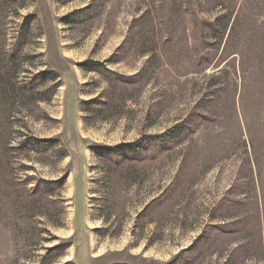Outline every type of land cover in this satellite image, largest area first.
<instances>
[{
  "label": "rangeland",
  "instance_id": "rangeland-1",
  "mask_svg": "<svg viewBox=\"0 0 264 264\" xmlns=\"http://www.w3.org/2000/svg\"><path fill=\"white\" fill-rule=\"evenodd\" d=\"M209 221L195 264H264V0H0V264H170Z\"/></svg>",
  "mask_w": 264,
  "mask_h": 264
},
{
  "label": "crops",
  "instance_id": "crops-1",
  "mask_svg": "<svg viewBox=\"0 0 264 264\" xmlns=\"http://www.w3.org/2000/svg\"><path fill=\"white\" fill-rule=\"evenodd\" d=\"M224 217L226 218V216ZM183 229L186 230L187 233L190 232V229H188V227L184 226ZM196 230H199L197 235V238L199 239H197L196 243L194 240V242L179 248V250L172 255L171 259H173V261H171L170 264L198 263L203 258H206L209 252H215L212 250H214L215 245L217 246L218 244H220L218 243V241H224L226 238L228 240L230 238V234H232V228L226 226L224 222L223 224L217 226V224L213 221H209L206 222V224L200 226V228H196ZM227 240H225V242H227ZM178 243L182 245L183 241H179ZM217 252H222V256H224V254L227 255L225 257H227V260L229 262L228 264H233L232 262H230V259L232 260L235 253L237 255V252L232 253L231 251L226 249ZM239 257L240 258L235 261L234 264H241V260L243 261L242 264H244L246 260L249 259V257L247 256L243 257V254H239Z\"/></svg>",
  "mask_w": 264,
  "mask_h": 264
},
{
  "label": "trees",
  "instance_id": "trees-1",
  "mask_svg": "<svg viewBox=\"0 0 264 264\" xmlns=\"http://www.w3.org/2000/svg\"><path fill=\"white\" fill-rule=\"evenodd\" d=\"M222 20H221V18L220 17H218L217 18V21L214 23V24H212L211 26L212 27H214V26H217V25H220V22H221ZM27 22H25L24 23V25H25V27L27 26V24H26ZM225 25V24H224ZM213 29V28H212ZM95 65H98V64H95ZM87 66V65H86ZM88 67H92V69L94 70V69H96L95 68V66H87V68ZM88 69H91V68H88ZM177 130H180V127L178 126V127H176V129H173L172 131H171V136H174L175 134H176V131ZM25 146L27 147V146H29V147H31V148H33V149H39V148H43V147H49L50 145H48V144H45L44 143V141H38V140H35V141H27L26 143H25ZM43 146V147H42Z\"/></svg>",
  "mask_w": 264,
  "mask_h": 264
}]
</instances>
